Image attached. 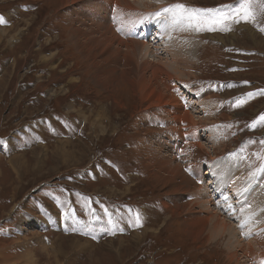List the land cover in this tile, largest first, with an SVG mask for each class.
<instances>
[{
  "label": "rangeland",
  "instance_id": "rangeland-1",
  "mask_svg": "<svg viewBox=\"0 0 264 264\" xmlns=\"http://www.w3.org/2000/svg\"><path fill=\"white\" fill-rule=\"evenodd\" d=\"M234 2L0 0V264H58L41 250L52 246L61 264H264L261 248L250 253L253 235L264 242V224L220 207L204 176L228 155L241 179L264 163V17L228 32H192L194 59L182 69L154 41L165 30L152 14L167 5ZM100 48L123 61H104ZM146 60L170 62L162 65L173 76L154 79ZM109 66L130 77L116 91L94 78L105 79ZM159 92L177 103L158 102ZM253 183L262 209L264 177ZM192 216L207 219L199 236L185 223ZM215 217L245 233L241 244L228 242V230L213 234Z\"/></svg>",
  "mask_w": 264,
  "mask_h": 264
},
{
  "label": "bare ground",
  "instance_id": "bare-ground-1",
  "mask_svg": "<svg viewBox=\"0 0 264 264\" xmlns=\"http://www.w3.org/2000/svg\"><path fill=\"white\" fill-rule=\"evenodd\" d=\"M66 1V0H64ZM75 0H68V3L69 2H73ZM78 1V0H77ZM126 2V0H123ZM139 1V0H138ZM141 1V0H140ZM65 3V2H64ZM121 3V2H120ZM67 4V3H66ZM151 16V15H150ZM87 17V16H86ZM105 26V25H104ZM159 27V26H158ZM104 28V27H103ZM108 30V29H107ZM110 31V30H109ZM107 31V32H109ZM173 32V33H172ZM112 33V31H111ZM165 33L166 34V37H162L163 34ZM194 33V32H193ZM77 35L76 37L79 38V36L81 34H78L76 33V31L74 30L72 32V35ZM138 34V33H137ZM172 34V35H171ZM162 35V36H161ZM192 35V32H180V31H173V30H167V31H163L160 33V36H157L159 39H156L154 38V41H158L156 44H157V50H160L162 49L163 52L167 53V56L170 57L168 59L170 60H173V64L175 63V66H178V67H175V68H181L184 67L186 64V62H184L185 60L184 59H194L192 58V52H193V48L192 47H196L197 43L195 42L196 40L194 39V35L193 36H190ZM82 36V35H81ZM110 36V35H109ZM250 36V34H249ZM168 37V38H167ZM104 38V37H103ZM192 38V40H190ZM196 38V37H195ZM220 38V37H219ZM144 39V38H143ZM234 39V38H233ZM233 39H232V42H233ZM224 39H222L221 41H223ZM229 40V38H228ZM251 40L253 41V44L257 42L258 43H262L259 39L255 38L254 36H252ZM264 41V40H263ZM100 42V41H99ZM230 42V40H229ZM108 43V42H107ZM109 44V43H108ZM120 44H122V41H119L118 42V45L120 47ZM127 44V43H126ZM125 44V45H126ZM136 45H138L137 43V40L134 41L132 40V42H130L128 44V47H127V50H130V53L129 55L132 54V51L134 52L135 50V47ZM166 45H169V46H166ZM89 46V45H88ZM87 47V46H86ZM90 47V46H89ZM125 47V46H124ZM88 49V48H87ZM112 49V48H111ZM118 49V48H117ZM80 50V49H79ZM91 50V49H90ZM116 49H114L115 51ZM145 51L148 50L147 47H145L144 49ZM93 52H95L93 50ZM100 54L101 56L103 57L104 61H107V62H110L112 59H114V62L116 63V65H119L121 64V61L118 56H115L114 54L110 53L109 50L108 51H105L104 48H100ZM136 52V51H135ZM162 52V53H163ZM84 53V51H83ZM85 54V53H84ZM126 54V53H125ZM184 56L181 57V56ZM194 54V53H193ZM93 55V53H92ZM147 55V53H146ZM85 56V55H84ZM126 56V55H125ZM166 56V57H167ZM89 57V56H88ZM93 57V56H92ZM96 57V56H95ZM154 57V56H153ZM99 58V57H98ZM165 58V57H164ZM126 59V58H125ZM83 60H84V57H83ZM91 60V59H90ZM154 60L158 61L159 58H154ZM165 60V59H164ZM164 60H161L159 61L157 64H154L153 62H150V61H145V64L146 66L151 69H153V72L151 73L152 74V77L155 79V76L156 74L158 73H163L165 74V76H170L172 77V73L169 72L163 65H166V67H172V66H169L170 62H167V61H164ZM102 61V60H101ZM191 61V60H190ZM92 62V61H91ZM98 62V61H97ZM132 60H131V57L129 56L128 60H125L124 63H126V67L127 65L131 64ZM94 63V62H93ZM100 63V61L98 62ZM105 63V62H104ZM137 63V62H136ZM161 63V64H159ZM169 63V64H168ZM111 64V63H109ZM190 64V63H189ZM105 65V64H103ZM107 65V64H106ZM171 65V64H170ZM97 66V65H96ZM95 67V66H94ZM93 67V68H94ZM99 67V66H98ZM188 67V66H187ZM190 67V66H189ZM131 68V67H130ZM129 68V69H130ZM133 68V67H132ZM96 69V68H95ZM98 69V68H97ZM104 69V68H103ZM106 69V67H105ZM125 69V68H124ZM173 69V68H172ZM102 70V69H101ZM101 70H98L99 72ZM127 70V69H126ZM144 70L145 67H144ZM191 70V69H190ZM116 71V68L115 67H108L105 71H103L102 74L103 77H105V79H99L97 77H94L97 81L100 82L101 86H103L104 88L106 89H110V90H113V91H116L118 90L117 88H121L122 87V83L121 81L124 79V80H128L130 79L129 75L127 74V71H124L122 72L121 74H117V71ZM143 71V70H142ZM173 71H177V70H173ZM180 71V70H179ZM133 72V71H132ZM132 72H131V75H132ZM147 72V71H146ZM129 73V72H128ZM185 73V72H184ZM97 74V73H96ZM147 74V73H146ZM115 75V76H114ZM149 75V73H148ZM172 75V76H171ZM177 75V74H176ZM92 76H95V75H92ZM139 77V76H138ZM147 77V76H146ZM151 77V75L149 76ZM152 77L150 78L149 82L152 81ZM175 77V76H174ZM166 78V77H165ZM179 78V77H178ZM141 79H142V82L144 84V87L146 85V79H145V74H141ZM148 79V78H147ZM161 79V78H160ZM140 80V79H139ZM165 80V79H164ZM70 81V80H69ZM130 81V80H129ZM138 81V80H137ZM159 81V80H158ZM157 82V81H156ZM162 84L163 81L161 82ZM150 84H152V82H150ZM155 84V83H154ZM153 84V86H154ZM132 85V84H131ZM159 85V84H158ZM148 86V85H147ZM156 86V85H155ZM160 86V85H159ZM135 87V86H134ZM143 88V87H142ZM167 88V87H166ZM146 89V88H145ZM153 89V88H152ZM158 89V88H156ZM120 90V89H119ZM163 90V89H162ZM160 90V91H162ZM135 91V90H134ZM137 91V90H136ZM142 91V90H141ZM151 91V90H150ZM153 93L155 92V89L152 90ZM143 92V91H142ZM145 92V91H144ZM149 93V91H147ZM157 92V91H156ZM109 93V92H108ZM159 98L157 99L158 102H161V103H177V101H170V100H174V97L172 96H169L168 94H166L165 92H159ZM143 94V93H142ZM142 96V95H141ZM151 96V95H150ZM144 97H148V96H144ZM216 97V96H214ZM142 98V97H140ZM153 98V97H152ZM152 98H149V99H152ZM209 100L213 97H210L208 96L207 97ZM220 98L218 97L217 100H219ZM147 100V99H146ZM156 100V98H155ZM149 101V100H148ZM152 102V100H150ZM149 101V102H150ZM151 102L149 104H151ZM153 103H155V101L153 100ZM169 103V104H170ZM156 105H157V102H156ZM160 105V103H159ZM158 105V106H159ZM154 106V105H153ZM163 106V105H162ZM175 112V111H174ZM182 113V112H181ZM175 114V113H174ZM185 117V116H184ZM189 114H186V119H189ZM72 146V143L70 144ZM69 148V147H68ZM68 148H63V151L66 152V154H69L70 153V149ZM73 149V148H72ZM64 152H62L64 154ZM231 156H226L225 158H220L219 161L214 164V165H209L208 168H207V173H205V177L209 180V183L211 185V188H212V191L213 194L215 195L216 197V201L218 202V204L221 206L224 207V209H227L230 213L232 211H235L237 214H238V217H239V220L240 221H248L250 220V222H252L253 225H257V224H264V219H261V218H254L256 216V214H259L264 217V193L262 195H260L261 197V200L258 201L257 204H259L262 209H259V208H254V204H253V197H256L257 195H255V193H252L254 192L255 190L259 191V189H257V187L255 188L254 187V183L252 182L251 178L249 180V178H246V179H241L237 174L239 173L237 168L238 166L236 165V163H238L236 160H233V158H230ZM44 160V159H42ZM212 164V163H211ZM150 165V164H149ZM172 171V170H171ZM1 172V171H0ZM159 172L157 173H154V174H157L158 175ZM176 173V171L174 172ZM172 174V173H171ZM181 175V174H180ZM177 177V176H176ZM183 180V179H182ZM250 181V182H249ZM226 184H229L231 185V188H233L232 192H229V189L226 187ZM186 185V184H184ZM187 186V185H186ZM178 188V187H177ZM208 188V186L206 187ZM250 189V190H249ZM184 190V189H183ZM177 192V191H176ZM250 192V204L248 202V194ZM262 192V191H261ZM210 194V193H209ZM212 195V194H211ZM225 197H227V201H225ZM205 199V197H204ZM210 200V199H209ZM215 201V202H216ZM204 202V201H203ZM213 204V202H212ZM205 205V204H204ZM217 205V203L215 204ZM213 204V206H215ZM231 206V207H229ZM218 209L219 206H217ZM210 208V206H209ZM259 209V210H258ZM226 210V211H227ZM219 212V211H218ZM222 213V212H221ZM250 213V215H249ZM206 214V213H205ZM226 214V213H225ZM203 217V215H201ZM191 217V216H190ZM188 218L186 219V225L188 227H190L191 230H194V231H191L190 232V235L191 236H194L195 234H197L196 236H199L200 233H198L199 229L204 231V227L206 226L207 222L206 220L207 219H202V218H196L192 216V218ZM250 218V219H249ZM255 228V227H253ZM253 228H251L250 230L253 231ZM210 229H212L213 231V234L214 233H217L219 230H221L220 232L221 233H224L225 231H227L226 233L229 235V238H228V242L229 241H235L237 244H241L240 240H239V236L240 234L243 235L245 233H240L238 231H232L230 230V227H228V224H226L225 222H223L220 217H215V220L212 222V224L210 225ZM209 230V227L208 229ZM243 230L246 231V227H243ZM206 233V232H205ZM224 233V235L226 234ZM212 234V235H213ZM264 234V233H263ZM262 234V236H263ZM216 236V235H215ZM218 236V234H217ZM226 236V235H225ZM207 237V235H206ZM213 237V236H212ZM210 238V237H209ZM262 238V237H261ZM40 240V239H39ZM208 240V239H207ZM259 240H260V237H259ZM257 236L253 235L251 238H250V253L255 256V250L254 248L257 247L261 248V251L260 253H264V250H263V247H264V242H261L259 241ZM137 241V239H136ZM60 240H57V243L55 244H59ZM88 241H86V245L82 244L81 247H84V248H87V245H91V243H89ZM245 244V242H242ZM46 246V245H44ZM55 247L52 246L51 247V250L49 251V249H47V247H43L41 250L43 252H45L46 254H48V259L52 258L53 260H55L56 263H60V260L59 258H57L58 256L56 255V251H55ZM257 252V251H256ZM45 254V255H46ZM234 255V253H233ZM258 255H261V254H258ZM257 256V255H256ZM8 257V255L6 256ZM21 257V256H20ZM25 257V256H24ZM230 257V256H229ZM233 257V256H232ZM235 258V256H234ZM18 259V258H17ZM21 263V262H20ZM33 263V262H32ZM18 264V263H17ZM23 264V263H21ZM35 264V263H34ZM61 264V263H60Z\"/></svg>",
  "mask_w": 264,
  "mask_h": 264
},
{
  "label": "snow or ice",
  "instance_id": "snow-or-ice-1",
  "mask_svg": "<svg viewBox=\"0 0 264 264\" xmlns=\"http://www.w3.org/2000/svg\"><path fill=\"white\" fill-rule=\"evenodd\" d=\"M152 16L157 19V23L165 31L228 32L232 30V26L235 24H258L260 18L264 17V0H235L232 4L220 5L214 8H198L184 3H174L161 8L153 13ZM5 23L7 22L4 17L0 16V24ZM259 30L264 32V27L259 28ZM228 86L230 87L231 85ZM259 94L264 95V90L260 91ZM253 95L254 93L247 94L249 98ZM237 105H239V101H237ZM259 122H264V115L259 117ZM256 126L257 122L254 121L252 127L255 128ZM260 143L264 144V140H261ZM243 151L244 149L242 148L241 152ZM257 176L264 177V163L253 172L252 182L256 181ZM227 199L225 197V201ZM135 223L137 226L141 224L139 212L135 213ZM241 227H244V224Z\"/></svg>",
  "mask_w": 264,
  "mask_h": 264
}]
</instances>
